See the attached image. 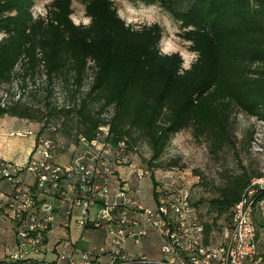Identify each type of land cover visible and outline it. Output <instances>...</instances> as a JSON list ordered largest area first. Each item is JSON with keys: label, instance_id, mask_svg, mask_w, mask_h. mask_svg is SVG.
Instances as JSON below:
<instances>
[{"label": "trees", "instance_id": "obj_1", "mask_svg": "<svg viewBox=\"0 0 264 264\" xmlns=\"http://www.w3.org/2000/svg\"><path fill=\"white\" fill-rule=\"evenodd\" d=\"M78 1L88 24L73 20L74 0H52L37 17L35 0H0V85L12 81L20 61H25L26 77L38 50L50 78L68 82L71 74L81 86L89 68L94 74L87 97L73 107L47 102L44 113L20 98L0 100V117L76 119V126L63 129L69 137L76 127L77 135L92 136L109 122L115 141L128 139L139 148L138 134L152 151L148 163L165 167H177L175 160H159L186 129L217 154L235 145V108L264 121V0H132L160 5L180 24V36L197 54L189 68L180 52H162L159 23L129 24L114 0ZM111 107L114 113L107 119L103 115ZM261 175L247 169L223 174L215 196L207 200L192 186L195 204H207L199 214L210 217L204 218L208 232L221 230L244 190ZM257 189V197L264 198V187ZM260 251L264 257V242Z\"/></svg>", "mask_w": 264, "mask_h": 264}, {"label": "built area", "instance_id": "obj_2", "mask_svg": "<svg viewBox=\"0 0 264 264\" xmlns=\"http://www.w3.org/2000/svg\"><path fill=\"white\" fill-rule=\"evenodd\" d=\"M11 135L35 144L22 163L0 155V182L11 185L0 209L14 236L0 264H264L263 177L251 181L221 230L208 232L183 171L141 162L138 147L114 140L109 122L72 141L53 118ZM152 233L160 256H131L128 245ZM88 234L101 239L89 243Z\"/></svg>", "mask_w": 264, "mask_h": 264}, {"label": "rangeland", "instance_id": "obj_3", "mask_svg": "<svg viewBox=\"0 0 264 264\" xmlns=\"http://www.w3.org/2000/svg\"><path fill=\"white\" fill-rule=\"evenodd\" d=\"M51 1L35 0L33 7L35 17L45 13L47 5ZM114 1L120 15L129 24L140 27L146 24L159 23L163 27L164 34L160 44L162 52H180L184 58V67L188 65L185 68H189L196 60L197 54L190 50V43L180 36V24L160 5H146L132 0ZM72 17L77 24H88L90 22V19L85 15L84 5L78 0H74V14ZM2 36L3 33L0 32V38ZM38 51L37 59L33 65L29 66V74L26 77L25 61H20L12 81L0 85V100L2 102L11 103L20 98L23 102L34 106L36 109L41 108L42 112L47 113V102H50L51 106L69 108L87 97L94 75L92 68L87 70L81 86L74 82L71 74H67L68 82L63 77L50 78L45 64L40 59L42 52ZM193 54H195V58H193ZM77 87L79 91L75 99H72V94ZM112 112L109 108V111L103 116L109 118ZM53 119L62 130L65 125L76 126L77 121L66 117ZM30 122L35 125L40 123L36 120ZM24 128H36V126L27 124L22 120L19 123L18 118L11 116L0 117V149L3 150L6 158L12 156L17 158L18 160H12V162L15 161L14 163L22 162L28 149L33 143L35 144L34 137H11V131H15V129L25 130ZM77 130L76 127L70 137L66 135L70 141L77 136ZM232 132L235 145L228 146L221 152L214 154L210 151L209 144L205 139H195L192 130L186 129L173 137L159 161L168 164L175 160L177 167L183 171L186 181L193 186L198 196H203L205 200L215 196L216 187L221 184L220 176L223 174L240 173L247 169L256 174H262L261 176L264 178V121L235 108ZM137 136L138 134L134 135L140 144L139 157L142 162L151 158L152 151L147 141ZM66 159L59 158L58 161L65 162ZM6 182L2 181V183ZM199 209L204 213L207 210V204H200ZM201 216L203 219L210 218ZM256 219L257 221L260 220L258 216ZM219 222L222 223V220ZM61 233L63 232L61 231ZM151 236L155 245H157L160 238L154 234ZM87 239L90 243L91 235ZM262 240L264 242V234ZM142 249L143 247H141Z\"/></svg>", "mask_w": 264, "mask_h": 264}, {"label": "crops", "instance_id": "obj_4", "mask_svg": "<svg viewBox=\"0 0 264 264\" xmlns=\"http://www.w3.org/2000/svg\"><path fill=\"white\" fill-rule=\"evenodd\" d=\"M5 116H9V115H5ZM14 118H18V117H14ZM20 120H22L23 122H26L27 124H32L33 126H36L34 123L30 122L28 119L18 118V122L19 123H20ZM15 131H20V129H15ZM15 131H11L10 135H11L12 132H15ZM11 137H13V136L11 135ZM14 138H20V136H14ZM25 138H28V137H25ZM33 145H34V143L28 149L27 153L24 155L22 162L27 160V158L29 157L30 153L33 150V147H34ZM0 155L3 158H5V159H7L8 161H11V162H12V160H18L17 158H14L13 156L9 157V158H6L3 150H1V149H0ZM13 162H15V161H13ZM22 162H19V163H22ZM10 192H11L10 184L8 182H6V183L0 182V199L4 198V195H8ZM5 213H6L5 210L0 209V257L5 256L10 251V249L13 247V245H14V236H13V232H12V229H11V222L9 221V219L6 216ZM153 234L154 233H152L151 235H153ZM89 235H91L90 242L94 241V240L97 241V240L101 239L100 236H97V235L94 236L93 234L86 235V238ZM151 235H149L148 237L142 239L139 244H135L132 241L128 245V250H129L131 256L135 257V256H138V255H145V256L149 255L148 257H151V258L160 256L161 240L159 239V243L157 245H155L154 241L152 240L153 238H151V237H155V236H151ZM154 235H156V234H154ZM141 247H143L142 250H141Z\"/></svg>", "mask_w": 264, "mask_h": 264}, {"label": "clouds", "instance_id": "obj_5", "mask_svg": "<svg viewBox=\"0 0 264 264\" xmlns=\"http://www.w3.org/2000/svg\"><path fill=\"white\" fill-rule=\"evenodd\" d=\"M193 58H195V54H193ZM185 67H188V65H185Z\"/></svg>", "mask_w": 264, "mask_h": 264}]
</instances>
